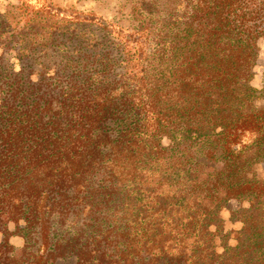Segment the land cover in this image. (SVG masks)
Instances as JSON below:
<instances>
[{
  "label": "trees",
  "instance_id": "1",
  "mask_svg": "<svg viewBox=\"0 0 264 264\" xmlns=\"http://www.w3.org/2000/svg\"><path fill=\"white\" fill-rule=\"evenodd\" d=\"M23 9L42 16L49 40L54 27L96 25L117 41L123 72L109 81L108 64L85 67L61 92L18 75L7 86L0 264L71 253L76 264H264V178L254 174L264 82L251 85L264 0H140L131 31L31 0ZM232 201L239 228L226 231ZM78 212L90 223L85 243L55 241L53 218L62 227Z\"/></svg>",
  "mask_w": 264,
  "mask_h": 264
},
{
  "label": "rangeland",
  "instance_id": "2",
  "mask_svg": "<svg viewBox=\"0 0 264 264\" xmlns=\"http://www.w3.org/2000/svg\"><path fill=\"white\" fill-rule=\"evenodd\" d=\"M24 3L25 0H0V98L16 75L26 83L52 85L54 92H61L73 84L70 79L73 73L82 72L85 67L88 71L98 72L102 63L108 64L106 75L101 73L104 79L105 76L109 81L119 79L123 72L122 57L112 36L96 25L84 22L54 27L49 40L48 24L39 21L44 22L42 16L27 20L30 15L24 11ZM139 3L140 0H31V4L48 5L53 10L60 9L65 14L96 22H112L130 31L138 27L143 17L137 9ZM103 55L106 58L101 60ZM253 72L251 85L261 89L264 82V38L259 41ZM254 174L264 178V163L255 167ZM240 208L242 204L232 201L222 211L226 231L238 230L239 225L232 222V214ZM53 221L57 233L55 241L59 239L64 245L74 241L75 246H81L88 238L90 223L83 212L70 216L62 227L56 223L57 217ZM8 228L12 235L10 244L19 254L24 241L13 225ZM72 254L58 258L55 264H76Z\"/></svg>",
  "mask_w": 264,
  "mask_h": 264
}]
</instances>
